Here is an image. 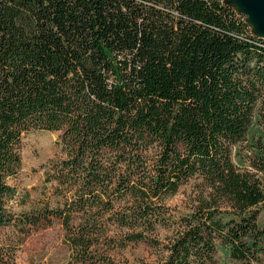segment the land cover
<instances>
[{
  "label": "trees",
  "instance_id": "1",
  "mask_svg": "<svg viewBox=\"0 0 264 264\" xmlns=\"http://www.w3.org/2000/svg\"><path fill=\"white\" fill-rule=\"evenodd\" d=\"M40 130L63 157L33 203ZM261 209L264 38L226 0H0V264L54 220L66 264H264Z\"/></svg>",
  "mask_w": 264,
  "mask_h": 264
},
{
  "label": "rangeland",
  "instance_id": "2",
  "mask_svg": "<svg viewBox=\"0 0 264 264\" xmlns=\"http://www.w3.org/2000/svg\"><path fill=\"white\" fill-rule=\"evenodd\" d=\"M23 170L19 177L12 181L20 189L31 193V202L47 201L50 188L45 183V171L49 162L63 157L61 146L58 142L57 132L33 131L23 139L22 145ZM188 188L172 197L168 204L174 211H184ZM259 222L264 223V209H261ZM3 229L0 241L8 242L13 238V231ZM160 239L169 236L171 232L165 228L158 229ZM63 229L57 220L52 224L39 227L15 251V264H66L69 259V248L63 240ZM130 262L139 259L152 260L154 253L143 244H131L122 253Z\"/></svg>",
  "mask_w": 264,
  "mask_h": 264
},
{
  "label": "water",
  "instance_id": "3",
  "mask_svg": "<svg viewBox=\"0 0 264 264\" xmlns=\"http://www.w3.org/2000/svg\"><path fill=\"white\" fill-rule=\"evenodd\" d=\"M236 12L246 17L252 32L264 38V0H226Z\"/></svg>",
  "mask_w": 264,
  "mask_h": 264
}]
</instances>
